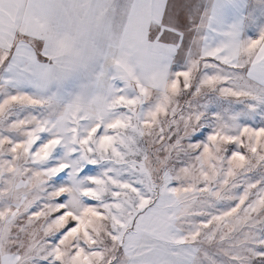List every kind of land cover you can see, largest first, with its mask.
Here are the masks:
<instances>
[{"label": "rangeland", "instance_id": "obj_1", "mask_svg": "<svg viewBox=\"0 0 264 264\" xmlns=\"http://www.w3.org/2000/svg\"><path fill=\"white\" fill-rule=\"evenodd\" d=\"M163 40L165 85L139 54L103 110L0 71V264H264V85L181 69Z\"/></svg>", "mask_w": 264, "mask_h": 264}, {"label": "crops", "instance_id": "obj_2", "mask_svg": "<svg viewBox=\"0 0 264 264\" xmlns=\"http://www.w3.org/2000/svg\"><path fill=\"white\" fill-rule=\"evenodd\" d=\"M170 38L179 68L264 85V0H0L3 84L47 104L105 109L116 70L138 69L139 54L150 85H165L175 44L157 39Z\"/></svg>", "mask_w": 264, "mask_h": 264}]
</instances>
